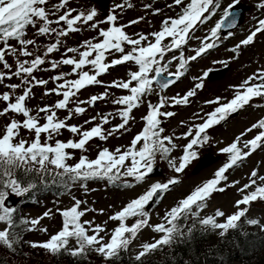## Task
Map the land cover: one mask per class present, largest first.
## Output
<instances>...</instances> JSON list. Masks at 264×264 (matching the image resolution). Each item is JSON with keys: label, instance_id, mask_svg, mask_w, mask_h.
<instances>
[{"label": "snow or ice", "instance_id": "snow-or-ice-1", "mask_svg": "<svg viewBox=\"0 0 264 264\" xmlns=\"http://www.w3.org/2000/svg\"><path fill=\"white\" fill-rule=\"evenodd\" d=\"M48 2L49 0H0V44L3 45L0 47V63L5 69H11L5 60L6 53L15 55L18 51L9 44L10 40H15L20 44V56L31 57L33 55L28 51V46L33 45L34 40L24 39L29 26L36 28L38 35L55 33L57 37H66L69 33L77 32L79 24H84L97 30L100 39L97 42L85 40L81 45L84 50L79 51L78 59L63 58L51 63L53 70L59 65H67L71 66V72L52 77L55 87L48 89L44 95L55 94L61 98L53 105L39 107L35 115L26 106V101L31 97L33 87L45 86L49 83L48 80H37L33 76V73L46 63L45 59L36 56L31 60H17L15 71H12L10 76L0 72V83L13 76L20 78V84L7 86L12 92L0 94V102L5 105L0 109V117L12 113L24 118L22 121L9 120L3 134L0 135V223L5 225L3 229H0V246L8 249L14 248L19 237L13 231L16 227L14 213L17 210L6 206V201L13 195L24 197L37 187L35 182H22L18 173L22 172L24 175L35 173L40 178V182L44 184H46L47 178L51 177L53 184L63 185L66 189L70 184H75L78 181L95 179L107 180L109 184L123 181L124 187L132 188L148 180L155 170L159 157L160 160L167 161L169 167L179 174L199 158L197 150L210 140L207 135L208 129L225 121L230 115L246 105H250L254 99H264V69H262L246 78L238 86L234 96L227 102L222 103L219 97L207 101L206 103L217 106L213 111L205 114L206 118L205 116L199 117L203 121L202 123L189 126L182 136L176 137L177 140H187V143L182 146V155L178 158H170V154L177 149L178 145L173 142L172 137L163 135L165 129L162 127V118L173 117L175 113L162 109L169 102L170 105H187L190 98L197 94V90L203 87V80L207 79L209 74L214 71L213 68H208L203 71L201 76L193 78L200 82L195 83L194 87L182 96H161L159 103L155 105L149 103L148 110L142 117L144 126L131 139L127 147L123 149L117 147L114 151L105 147L98 151L95 159L81 155L76 163L69 164L68 161L73 159L72 152L77 150L86 152L87 146L92 140L107 141L116 133L128 131L129 123L134 119L133 110L140 107L143 97L153 92L154 84L158 86L160 92L165 91L185 75L192 61L201 58L209 50L217 48L219 46L217 42L221 40L222 28L225 26L229 29L236 27L233 10L239 5L240 0H232V3L223 10L220 20L211 27L204 37H195L194 33L198 27L213 19L221 8V0H173L175 6H181V12L175 18L165 19L161 29L150 34L151 39L143 34H136V38H133L125 31L129 25L117 26L118 17L115 14V8L104 20L99 21L95 20L99 14L96 9L79 12L75 15H73L75 10L68 9L57 19L52 20L49 16L50 14L55 15V12L48 11ZM67 4L68 0H60V3L53 7L59 11ZM123 7L124 5H116V8ZM257 7L259 10H264V0H259ZM38 22H40L39 27H37ZM138 22V20H134L130 24ZM53 23L65 25L66 28L57 30L50 27ZM100 24H107L108 27L100 28ZM258 34H264V19H259L250 34L229 51L238 55V50L252 44ZM194 38L199 40V46L192 49L193 55L185 56L183 49ZM59 44L60 40L57 39L55 43L47 47L44 55L47 56L57 51ZM126 48L130 50H126ZM177 51L179 52L178 56L172 55L171 58L166 59L169 53ZM66 52L76 53L77 49L69 47ZM113 52L119 53L120 56L109 60L108 56ZM174 61L177 62V65L175 71L172 72L169 69ZM128 62L134 63L138 70L130 71L126 80L113 81L108 85L110 88L126 90L128 93L112 101L113 104L120 106L117 115L121 122L105 130L104 125L110 124L109 117L113 115L109 113L108 115L98 114L100 116L99 123H96L97 116L85 120L84 124H93L90 129H83V125L69 124L68 121L73 116H83L86 113V107L81 105L95 106L97 101L104 100L108 96V92L92 95L87 100H74L73 98L78 97L81 90L89 86L102 84L103 81L99 77L108 73L111 68ZM213 63H221L227 67L228 62L213 61ZM89 66L90 71H85L84 69ZM67 76L76 78L66 79ZM18 88L23 89L22 94L16 95L13 99V93ZM73 103L75 107H69ZM257 106L264 107V105ZM57 110H66L67 116L60 119ZM41 113L44 114L42 123ZM21 129L34 134L31 142L24 139L17 141ZM253 129H260V131L251 140L244 141L243 148H241L239 143L242 137ZM63 130L78 136L79 139H68L67 141L57 139L54 143H49ZM262 146H264V119L254 123L245 133L237 136L230 145L220 149L222 154H227V162L214 173L213 179L195 188L176 206L170 208L162 218L164 223L150 225V217L146 208L154 202L158 195L166 193L170 186L179 183L175 178L166 182L152 183L143 194L132 199L120 211L111 215L109 220L118 222V224L111 231L107 240L104 235H101V233L107 235L105 227L93 225L91 221H82L81 218L89 209L81 210V205L84 202L75 200L73 206L59 212L62 217L61 229L44 242L31 243V247L43 249L52 256L66 253L73 258H86L89 252H95L105 261H111L118 258L121 252L128 250L143 228L151 227L154 232L161 234V237L153 243L142 244V250L135 256L137 262H142V259L152 252L173 244L177 237L182 239L185 233L179 221L186 220L189 216L199 218L207 199L214 192L225 190L219 185L222 181H227L228 170L237 166L239 162ZM257 175L255 170L252 171L249 183L239 189L245 194L236 201L235 207L238 210L235 213L225 217L223 211L217 210L214 216L199 219L200 225L220 230L221 236L230 229H236L241 219L246 216L247 206L257 200L264 201V184L256 186L253 191H248L253 185H256ZM128 178L134 183L128 182ZM259 179L264 181V176ZM242 205L245 207H241ZM50 215L51 210L46 211L41 218ZM220 217H225L223 223L217 222ZM131 218L137 219L128 225L127 221ZM246 222L251 226L260 224V221L256 219ZM21 223H30L32 227L28 230L32 231L40 223V219L22 220ZM40 230L47 231V229ZM261 230L264 231V225H261ZM187 231L190 235L192 229L189 228ZM71 241L75 242L74 247H69Z\"/></svg>", "mask_w": 264, "mask_h": 264}, {"label": "rangeland", "instance_id": "rangeland-1", "mask_svg": "<svg viewBox=\"0 0 264 264\" xmlns=\"http://www.w3.org/2000/svg\"><path fill=\"white\" fill-rule=\"evenodd\" d=\"M60 0H49L47 9L50 13L55 12V15L49 16L50 19L55 20L60 14L68 9L75 10L73 15L79 12H87L91 9H96L98 11V16L95 18L96 21L104 20L106 16L115 8V14L117 15V26L129 25L125 28L127 34L136 38V34H143L149 36L156 31H159L162 27V23L165 19L169 17L175 18L181 12V6H175L173 0H108L107 4L104 6L99 5L95 0H68V4L59 11L53 7L58 5ZM232 3V0H221V8L217 14L208 23L201 25L195 31V37H204L208 34L211 27L217 23L223 13V10ZM240 3L249 6V10L245 13L244 20L240 27L227 35L220 33L221 40H219L218 47L209 50L208 53L203 55L196 61H192L188 66V71L183 77L175 84L170 86L163 92L159 91V88L153 86V92L145 97L139 108L134 109L132 116L133 120L129 123V130L122 131V133H116L115 135L109 137L107 141H99L97 139L92 140L87 146L86 152H81L79 150L73 151V159L68 161L69 164H74L78 161L81 155L87 156L89 159H95L98 151L102 148L107 147L109 150H115L117 147L125 148L127 147L131 139L142 130L144 126V121L142 117L146 114L149 103L155 105L159 103L160 97H173L180 95L182 96L188 90L194 87L195 83L200 82L193 79L194 77H199L203 74V71L208 68L221 69L225 67L221 63H213V61H227V67H229L226 75L218 81H208L203 80V87L197 90V94L190 98V102L187 105H170L166 104L163 111L174 112L175 115L170 118H162V127L165 129L163 135L173 138V142L178 145L171 154L170 158H178L182 155V146L187 143V140L179 139L177 136H182L188 130V127L193 124H199L203 121L199 118L200 116H205V114L214 110L217 106L215 104L206 103L209 100H214L217 97L221 98V102H227L230 100L235 92L238 90V86L243 83V81L252 76L259 70L264 69V34H258L254 39L253 43L248 46H243L238 50V55L229 51L235 47L240 41L245 39L247 35L254 29L257 21L259 19H264V10H259L257 4L259 0H240ZM106 5V6H105ZM116 5H124L123 8H116ZM170 5H172L170 7ZM138 20V23L130 24L131 21ZM39 23L37 27H39ZM50 27L60 30L66 28L65 25L53 23ZM79 30L74 33H69L66 37H57L55 33L51 35H38L37 29L29 26L26 29V35L24 39L34 40L33 45L28 46V51L33 55L31 57H24L19 55L20 44L15 40H10L9 44L16 48L18 51L15 55L6 53L5 60L11 66V69H5L3 64L0 63V72L4 73L6 76H10L12 71H15L17 60H31L36 56H41L45 59L46 63L40 66V69L33 73V76L39 80H48L49 83L45 86H35L32 90L31 97L26 101V106L31 110L33 115L36 114L39 107L45 105H53L61 97L55 94L44 95V93L51 88L55 87V83L52 81V77L71 72V66L59 65L58 68L53 70L51 68V63L53 61H59L63 58H77L79 51L84 50L81 45L85 40H92L97 42L98 32L92 29L89 25L79 24L77 26ZM100 28H107V24H100ZM60 40L58 50L45 56L44 53L49 45L55 43L56 40ZM167 42V41H165ZM199 46V40L192 39L184 47L183 51L185 56H191L194 54L192 49ZM0 47H3L0 44ZM72 47L76 48V53H67L66 49ZM126 50H130L127 49ZM172 55H179V52L169 53L166 59L171 58ZM120 56L119 53H112L108 56V59H115ZM235 57V58H234ZM177 62L174 61L169 71L174 72ZM85 71H90V66L84 69ZM138 70L134 63L128 62L123 65H118L111 68L108 73L99 77L103 81L100 85L89 86L86 89L81 90L78 97L73 98L74 100H87L92 95H100L104 92H108V96L101 101H97L95 106L81 105L86 107V113L83 116H73L71 120L68 121L69 124L73 125H83V129H90L93 124H84L85 120H89L93 116H97L96 123L100 122L101 115H108L112 113L113 115L109 117L110 124L104 125L105 130L110 129L114 125L119 124L120 118L117 115L119 105L112 103L114 99L122 95L128 94L126 90H121L117 88L108 87L113 81H123L127 79V74L130 71ZM75 76H67L66 79H75ZM59 83V82H57ZM12 84H20V78L12 77L11 79H4L0 83V94L4 92H12V90L7 87ZM22 88H18L13 93V99L16 95L22 94ZM264 100V99H261ZM258 105H264V102H259ZM4 103L0 102V109L4 107ZM69 107H75V104H70ZM199 114V115H194ZM43 113L41 116V123L43 122ZM57 115L60 119H64L67 116L66 110H57ZM206 118V116H205ZM264 118V107H246L240 109L230 115L225 121L214 127L208 129L207 135H209L210 140L208 143L199 148V157L210 153L219 157V160L194 174L193 169L198 162V159L193 161L192 164L185 169L182 173H175L168 165L167 161L161 160L156 164L160 169L159 173H156L148 178V180L139 185H135L132 188H121L118 189L114 186H108L103 182H99L98 179L89 180L84 182H76L70 188L69 193L61 198H52L50 196H38L36 201L38 202L35 206L28 207L27 219L31 221L33 219H40V223L36 225L35 229L32 230L31 234L26 239V244L41 243L49 239V237L57 233L62 227V217L59 212L61 210L70 208L73 206L75 200H81V210L89 209L86 214L81 218L82 221H91L93 225H101L106 228L107 235L101 233L108 239L112 229L117 226L118 222L109 220V217L116 212L120 211L123 206L129 203L132 199L143 194L147 188L155 182H166L169 179L175 178L179 183L171 187V189L160 199L158 205L153 208H149L146 211L149 213V223L150 225H156L164 223L162 219L166 212L176 206V204L190 194L198 186H202L208 180L214 178V173L227 162V154H222L220 149L230 145L237 136L241 133H245L248 128H250L254 123H257L260 119ZM11 119H16L22 121L24 118L20 115L9 113L7 116L0 117V135L3 134L5 125ZM259 129H253L251 132H247L241 139L239 146L243 148V142L246 140H251L254 136L259 133ZM33 133L21 129L20 135L17 137V141L24 139L31 142L33 139ZM67 141L68 139H79L78 136H74L67 130H63L59 136L53 137L49 143H54L55 140ZM197 150V151H198ZM71 151V150H70ZM257 172L256 185H253L248 191L255 190V187L264 184L259 177L264 176V146L257 148L250 156L241 161L237 166L231 168L226 173L228 177L227 181H222L219 185L224 187L223 192H214L210 198L205 202V209L200 214V219L207 216H214L217 210H221L225 213V217L235 213L238 209L235 207L236 201L240 200L245 194L239 191L245 184L250 181V175L252 171ZM238 182V183H235ZM82 184L84 185L82 187ZM231 185V186H230ZM20 197L11 196L9 200L6 201L10 203L12 208H15L19 204ZM9 207V206H8ZM245 207V206H241ZM248 207V211L244 220L256 219L260 221L259 226L264 225V202L257 200L251 203ZM51 210V215L46 218L43 214L46 211ZM225 217H220L217 219L218 223H223ZM137 219V218H135ZM134 218L127 221L128 225L135 222ZM5 227L4 224L0 223V229ZM40 229H47L46 232ZM91 234V233H90ZM215 236L220 234V230H215ZM161 237V234L156 233L151 227L143 228L137 235L136 239L129 246L133 256L141 251V246L144 243H153ZM74 241H71L69 246H74Z\"/></svg>", "mask_w": 264, "mask_h": 264}, {"label": "trees", "instance_id": "trees-1", "mask_svg": "<svg viewBox=\"0 0 264 264\" xmlns=\"http://www.w3.org/2000/svg\"><path fill=\"white\" fill-rule=\"evenodd\" d=\"M259 102H264V100L256 98L244 108L257 107ZM160 161L158 157L157 163ZM18 176L22 182H35L37 187L26 196L20 197L19 204L15 207L17 210L14 213L16 227L13 231L17 233L19 240L13 249L0 246V264H264V231L261 230V226H251L243 217L236 229H230L223 236L220 234L215 236L214 229L200 225L199 219L202 211L199 218L189 216L188 219L179 221L185 233L182 239L177 237L173 244L152 252L144 257L142 262L135 260L130 248L111 261H105L95 252H89L86 258H73L66 253L52 256L43 249L32 248L30 244H26L25 241L32 232L28 229L32 226L30 223L23 224L21 221H28L26 214L28 207L38 203L36 201L38 196L52 198L66 196L73 184L66 189L63 185L53 184L51 177H48L44 184L40 182V178L35 173L24 175L21 172ZM98 180L118 189L126 188L123 186V181L109 184L107 180ZM128 182L134 183L130 178ZM189 228L192 229L190 235L187 231Z\"/></svg>", "mask_w": 264, "mask_h": 264}, {"label": "water", "instance_id": "water-1", "mask_svg": "<svg viewBox=\"0 0 264 264\" xmlns=\"http://www.w3.org/2000/svg\"><path fill=\"white\" fill-rule=\"evenodd\" d=\"M95 1L98 2L99 5H102V6H104V4H107L108 3V0H95ZM248 10H249V6L248 5L239 3V5L236 6L234 8V10H233V15H234V17L236 19V27L229 29V28H227L225 26L224 28H222V30H221L220 33L226 35V34H230V33L234 32V31H236L240 27V25L242 24V22L244 20L245 13ZM228 69H229V67H223L221 69H216V70H214L213 72H211L209 74V77L206 80H208V81H218V80H221L226 75ZM153 86H156L158 88V86L155 85V84ZM234 115H236V113H234ZM218 160H219V157L218 156H215V155L210 154V153H207V154L201 156L199 158L197 164L195 165V168L193 169V173L194 174L198 173L199 170H201V169H203V168H205V167H207V166H209V165L217 162ZM159 172H160V169L158 168V166H155V170L151 174V176L154 175V174H156V173H159ZM172 186H174V185H172ZM172 186H170V189H171ZM166 193H163V194L158 195L155 198L154 202L151 203L146 209L148 210L149 208H153L156 205V203H158L159 200Z\"/></svg>", "mask_w": 264, "mask_h": 264}, {"label": "bare ground", "instance_id": "bare-ground-1", "mask_svg": "<svg viewBox=\"0 0 264 264\" xmlns=\"http://www.w3.org/2000/svg\"><path fill=\"white\" fill-rule=\"evenodd\" d=\"M98 3V2H97ZM99 4V3H98Z\"/></svg>", "mask_w": 264, "mask_h": 264}]
</instances>
